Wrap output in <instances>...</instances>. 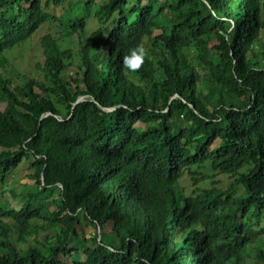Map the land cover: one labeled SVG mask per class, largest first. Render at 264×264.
<instances>
[{"label":"trees","instance_id":"1","mask_svg":"<svg viewBox=\"0 0 264 264\" xmlns=\"http://www.w3.org/2000/svg\"><path fill=\"white\" fill-rule=\"evenodd\" d=\"M99 3L89 32L88 17L64 27L49 2L0 0V188L28 160L36 182L22 207L0 202V219L20 243L57 232L21 250L0 224V264H243L264 241V0ZM53 21L64 37L42 39L43 78L15 85L5 52ZM141 42L149 56L127 72ZM227 173V189L181 187ZM80 226L95 232L82 241Z\"/></svg>","mask_w":264,"mask_h":264},{"label":"rangeland","instance_id":"2","mask_svg":"<svg viewBox=\"0 0 264 264\" xmlns=\"http://www.w3.org/2000/svg\"><path fill=\"white\" fill-rule=\"evenodd\" d=\"M97 1V2H96ZM94 0V4L90 9V12L83 11V3L81 0H63V3L60 6H54L52 0H43V4L45 5L47 2L50 3L49 8L45 7V13L51 14V16H56L57 18L63 19L61 22L63 26L69 24L70 21L75 20V17H88L87 24L89 29L87 31H94L100 24L97 19L94 17V14H97L99 10V2L102 0ZM60 29L63 27L59 22L53 21L52 24L46 23L42 25L39 30L33 35V37L26 42L24 45L15 47L11 50L5 52V57L8 60V66L5 68V75L12 79L15 85L22 86L25 82V79H42L44 74V55L42 49V39L48 33H51L57 39L62 38L64 36L60 35ZM212 29V28H210ZM209 30V29H207ZM206 30V31H207ZM68 36V34H67ZM79 73L77 69V65H74L68 73L70 79L75 78L76 74ZM0 109L2 106L0 104ZM141 126V125H140ZM219 145V140H217L212 149L217 148ZM31 160L23 161L20 167L13 173V178L10 183V187L3 189L0 188V202L9 203L12 208H20L25 203L26 198L21 196V192L25 190L28 192L32 187L36 185L35 181L29 180V175L31 174L30 170ZM239 172H247V168H242ZM206 174L213 175V173L209 170H205ZM235 178L232 177L231 174H216L213 176V179H210L204 183H201L196 186H192L188 180H183L181 183L182 189L185 191L187 195L198 194L199 192L197 188L207 189L212 188V186L227 189L232 185ZM27 186V187H25ZM245 193L244 188L238 187L234 191V195H243ZM255 226H264V219L258 224L256 221H253ZM0 224H5L7 228L12 229L11 241L21 250H25L30 246H35L38 248H42L43 245L49 241H53L56 238V229L50 228L46 230H40L38 236H30L26 243L19 242V235L14 234V229L16 225L14 221L8 218L0 219ZM94 229L91 227L80 226L78 228L79 237L82 241L89 239L90 236L94 234ZM99 233V230H98ZM100 238V234H99ZM75 243L72 244L71 249L72 254L68 257H62L68 263L73 262V258L76 255V248H74ZM260 247H264V241L261 242L259 247H251L247 253V256L244 260L243 264H259L257 259V250ZM84 259V257H82Z\"/></svg>","mask_w":264,"mask_h":264},{"label":"clouds","instance_id":"3","mask_svg":"<svg viewBox=\"0 0 264 264\" xmlns=\"http://www.w3.org/2000/svg\"><path fill=\"white\" fill-rule=\"evenodd\" d=\"M148 56V49L141 42L131 48L128 54L122 58V67L127 72H138L143 67Z\"/></svg>","mask_w":264,"mask_h":264},{"label":"water","instance_id":"4","mask_svg":"<svg viewBox=\"0 0 264 264\" xmlns=\"http://www.w3.org/2000/svg\"><path fill=\"white\" fill-rule=\"evenodd\" d=\"M84 101H85V100H84L83 97H82V98H79L78 101L74 104V106H76L77 104L82 103V102H84ZM104 110H106V111H113V110H115V109H104ZM48 116H51V114H50V113L47 114L46 116L42 117V119L45 118V117H48ZM69 119H71V117H70ZM42 181H44V174H43V176H42ZM99 234H100V229H99ZM100 238H101V237H100ZM100 238H99V240H100Z\"/></svg>","mask_w":264,"mask_h":264}]
</instances>
